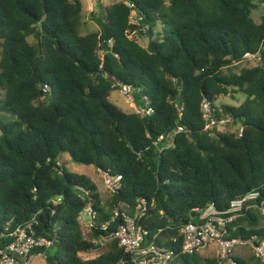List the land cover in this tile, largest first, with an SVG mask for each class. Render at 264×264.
<instances>
[{
	"label": "trees",
	"instance_id": "1",
	"mask_svg": "<svg viewBox=\"0 0 264 264\" xmlns=\"http://www.w3.org/2000/svg\"><path fill=\"white\" fill-rule=\"evenodd\" d=\"M261 3L117 0L91 12L97 28L84 32L80 0H0V111L19 119H0V249L16 227L30 226L51 242L46 264H117L126 256L117 240L93 259L80 253L118 227L119 218L110 220L120 204H152L142 220L147 239L160 231L157 244L179 249V228L192 211L210 203L225 210L253 191L258 197L227 224L226 238L264 240V15L252 17ZM247 53L258 63L234 68ZM117 84L130 86L153 113L141 117L112 103ZM235 92L245 96L238 106H215ZM203 99L216 116L229 114L241 135L204 132ZM177 124L185 132L159 154L153 141ZM64 153L121 175L120 189L103 201L93 181L67 171ZM88 204L96 215L86 237L79 220ZM172 264L218 260L179 252Z\"/></svg>",
	"mask_w": 264,
	"mask_h": 264
},
{
	"label": "built area",
	"instance_id": "2",
	"mask_svg": "<svg viewBox=\"0 0 264 264\" xmlns=\"http://www.w3.org/2000/svg\"><path fill=\"white\" fill-rule=\"evenodd\" d=\"M127 4L130 7L132 6L131 3ZM132 22L136 23V20L132 18ZM133 33L135 31H132L131 34ZM256 57V54L247 53L244 55V59ZM117 85L120 95L128 104L131 112L141 117H146L153 113V108L149 105V102L147 100L143 102L138 99L130 86L126 84ZM177 108L179 117H181L182 107L178 106ZM200 110L204 132H211L215 127L232 121L229 114L216 116L214 104L206 99L202 100ZM242 130L241 126H238L236 129L239 135H241ZM183 132H185V127L182 124H177L171 130L158 135L153 141V146L159 154L167 149L174 148L178 135ZM100 172L103 178V184L111 194L120 189L121 175ZM257 197L258 192L253 191L243 197L232 200L225 210H217L212 203L202 210H197L198 222L194 223L189 221L179 228V235L182 237L179 249L169 247L164 243L157 244L155 238H157L160 231L153 234L150 240L147 239L150 236V232L144 228L142 220L147 215L152 204L148 205L145 201H138L132 209L123 204L114 208L110 221L112 222L115 218H119L121 223L111 235L98 239L94 238L91 242L97 246L95 250H105L112 240H117L118 246L126 255L121 257L117 264H172L179 252L192 253L210 244H215L218 248L217 260L218 264H220L223 260L230 258V253L235 243L246 242L241 239L226 238L227 224L237 218L243 209L249 208L250 205L246 204L254 201ZM260 209L264 212V203L261 204ZM84 212L90 217V228L96 213L91 204H88L84 208ZM110 221L102 224L101 228L105 230ZM172 241L175 243L176 238H173ZM250 242L253 244L252 241ZM50 244V241L36 237L33 231L30 230V226H18L11 235V241L0 249V264H32L33 251L38 250V255L44 257V250ZM253 248L256 255L264 263V240L258 245L253 244Z\"/></svg>",
	"mask_w": 264,
	"mask_h": 264
},
{
	"label": "rangeland",
	"instance_id": "3",
	"mask_svg": "<svg viewBox=\"0 0 264 264\" xmlns=\"http://www.w3.org/2000/svg\"><path fill=\"white\" fill-rule=\"evenodd\" d=\"M82 2V31H90L95 30L97 28L96 21L91 17V12H98L99 9H102L99 7V5H103V7L114 3L117 0H98V6L96 5L97 0H80ZM168 2V0H166ZM264 15V3H261L260 6H258L255 10L252 11V17L259 21L261 16ZM134 20V18H133ZM136 39L142 46H146L148 43V39L144 36H136ZM258 63V58H249L245 59L244 61L240 62L239 64H235L236 69H240L241 67L246 66H254ZM3 91L0 89V99L2 98ZM110 101L117 105L119 108L126 112H130L128 104L125 102L124 98L119 93V88L113 90L110 94ZM245 99V96L241 92H235L231 96H222L220 97L216 102L215 106L219 108L221 105H231V106H238L243 100ZM0 119L2 123L8 124V123H19V119L8 112L0 111ZM238 124H234L232 121L228 122L224 125H219L214 128L215 131L219 132H234L238 128ZM18 126H13V128H17ZM1 134V132H0ZM60 162L65 165V168L68 172L76 175H84L89 180L93 181L97 189L101 195V198L103 201L108 200L111 197V192H109L104 184H103V178L101 173H99L93 165H84L79 164L70 159V156L68 153L62 154L60 157ZM258 212V216H260V225L264 226V212L261 211ZM80 224L82 227V231L84 235L87 237L89 232V223H90V217L87 213L83 212L80 216ZM148 241V240H147ZM104 251V249L101 250H94L88 253H80V256L83 259H93L99 254H101ZM218 248L215 244H210L209 246L202 248L199 250V253L204 259H211L215 258L217 259L218 256ZM232 258H238L244 260L247 264H259L263 263V261L256 255V252L253 248V244L250 241H246L243 243H235L232 247L230 258H227L226 260H223L220 264H235ZM32 264H46L45 258L43 256H39L37 252L33 253V259Z\"/></svg>",
	"mask_w": 264,
	"mask_h": 264
},
{
	"label": "water",
	"instance_id": "4",
	"mask_svg": "<svg viewBox=\"0 0 264 264\" xmlns=\"http://www.w3.org/2000/svg\"><path fill=\"white\" fill-rule=\"evenodd\" d=\"M131 148H133L132 145H131ZM190 217H191V221L192 222H194V223H197L198 222V215H197V211L196 210L195 211H192L190 213Z\"/></svg>",
	"mask_w": 264,
	"mask_h": 264
},
{
	"label": "crops",
	"instance_id": "5",
	"mask_svg": "<svg viewBox=\"0 0 264 264\" xmlns=\"http://www.w3.org/2000/svg\"><path fill=\"white\" fill-rule=\"evenodd\" d=\"M96 169V168H95ZM97 170V169H96ZM99 173H101L99 170H97ZM233 259V258H232ZM242 260V259H241Z\"/></svg>",
	"mask_w": 264,
	"mask_h": 264
}]
</instances>
